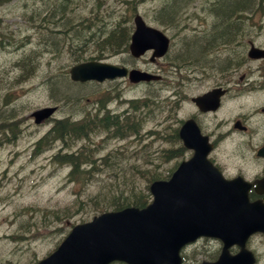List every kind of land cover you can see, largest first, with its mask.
I'll list each match as a JSON object with an SVG mask.
<instances>
[{"label": "rangeland", "instance_id": "rangeland-1", "mask_svg": "<svg viewBox=\"0 0 264 264\" xmlns=\"http://www.w3.org/2000/svg\"><path fill=\"white\" fill-rule=\"evenodd\" d=\"M52 1L57 0H5V2L0 4V35H6V32L2 30L7 26L13 29L11 41H15V45H11L8 49L0 48L1 79H6L3 74H5L4 70L8 61L20 55L29 54V50L35 48L34 46L41 41L46 43L48 39H52L56 35L58 37V42H55L57 49L51 51L42 49V54L38 58L36 67L27 80H18L20 70L12 67V72L15 75L13 86L0 88V121L6 118L10 120L13 116L19 120L18 134L16 133L13 139H8L9 141L5 140L7 139L6 134H2L1 138L3 140L0 141V264H29L34 257L39 258L50 252L64 238V235L72 225L88 220L97 214L93 202L90 200L95 192L99 191L100 199L112 187L123 186L120 181L121 176H111L109 172L114 169L107 166L106 169L99 167L100 172L91 179L79 177L83 180H75L69 175L70 166L53 160V155L61 147L58 142H52V146L35 153L36 140L48 131L54 117L58 118L68 115V119L73 120L74 117L78 118V115L83 114L88 109L97 110L101 108L99 107L101 106L100 103L103 106L111 107L114 111H119L123 107V101H120L119 97L111 99L117 91L121 93L120 97L123 99L128 96H155L150 90L151 86L134 84L123 79L85 84L72 82L68 75L69 67L77 60L106 55L103 59L116 63L124 62L131 67L136 66L150 71H157L159 66H162L165 68L164 73L167 79L172 80L173 77L171 73L168 74V71L174 70L172 66H169V56L168 58L166 56L160 58L156 62H149V56L138 59V57L135 58L131 55L127 57V52L108 54L107 51L111 49L95 52V49L98 48L97 44H90L86 53H83L79 59L74 61L73 55L64 46L65 44L68 45L69 36H67V33L56 32L47 27V22H49V26L52 23L49 20L51 17L49 11H51V6H53ZM213 1L75 0V6L73 4L70 7V4H68L65 10L70 7L68 15L74 20L75 27L82 28L83 23H86V32L88 33L107 31L118 22L128 25V23H131L133 13L138 12L147 19L148 23L156 27L160 26L171 37L172 49L169 55H172L177 49L182 52L190 43L200 42L202 45L205 44L203 45L201 56L188 58L185 61L197 63L195 64L197 69L202 71L203 66L199 61L205 66L208 64L215 65L218 63V55L223 54L220 50H225L224 46L218 47L220 43L215 47L211 46V43L218 41L219 36L231 38L229 34L234 35L232 23L233 20L236 21V14L244 13L237 12L231 17L218 18L216 13L211 14L209 11V5ZM216 1H219V4H217L219 5V11L225 9L221 4L222 0ZM167 6L170 11L167 17L171 13H173V16L170 23L161 25L156 21L155 14L162 13ZM242 6L240 9L246 7L245 14L247 16L242 19L249 18V20L261 21L262 24L255 28L253 34L244 32L240 33L239 36L251 35L254 37V41L263 40L264 0H249L248 3ZM215 11H217V8H215ZM214 15L217 20H214ZM163 17L162 14L159 18L164 19ZM215 24L220 26L217 31L213 30ZM102 28L104 30H100ZM225 30L227 31L226 33L224 32ZM80 31H83V29H80ZM221 31L222 33L218 35ZM211 32L215 36H212ZM62 35L65 37L64 39ZM71 35L73 36V34ZM104 37L105 33L101 39ZM180 37L186 38V40L177 48L176 43ZM41 44L43 45L44 42H41ZM174 46L175 49H173ZM230 48L234 50L233 46ZM75 49L77 48L74 47V56L80 52ZM22 65L26 68L31 67L28 62L26 64L23 62ZM185 70L187 72L188 69H182V71ZM191 70H195V68H191ZM190 75L192 76V81H194L193 74L190 73ZM188 82L189 79H187V83L184 86L182 85L185 93L192 94L197 92V87L190 86ZM205 82L209 84L212 81L206 79ZM2 84L4 85L5 81ZM54 84H56L58 91L53 88ZM153 87H159L156 90V96H164L171 91L163 83L155 84ZM62 94L67 95L68 98L61 99ZM107 96H110V101ZM103 97L105 98L102 99ZM53 104L58 105L56 112L53 114L54 117L48 121H42L40 124H35L30 112L41 106ZM143 107L147 108V106ZM187 109L188 104L182 101L177 113L178 117H184ZM125 110L126 108L123 107L121 112L124 113ZM161 113L163 112L158 114L157 110L154 116L147 117L141 131L142 134H145L149 129L158 127V132H160V126L164 125V122L167 123L165 121L166 114ZM168 121H172L169 116ZM2 127H5L6 130L11 129V127L8 128L5 125ZM1 131L2 133L4 132L3 130ZM95 132L97 134L91 135L89 144L87 143V138L77 139L69 142V146L65 150L77 152L82 145H85L89 151V148L92 149L90 143L93 142V145H97L98 141L94 140L100 138L98 132ZM153 136L146 135L142 141L141 139L131 140L130 142L125 141L128 146L123 150H130L132 146L136 145V152L138 151L136 156L143 157L142 154L147 151L149 152L148 154L157 157V150L161 148L162 144ZM117 141V138H113L106 143L102 141L100 146L102 148L101 153L122 143ZM144 143H146V146L141 149L143 147L140 146ZM129 150H127L125 155H128ZM136 156L131 152L129 161L127 159L125 161L128 164L127 167L136 166L137 168L151 169L153 167H151L150 163L154 164L155 167V162H159L156 159L152 160L151 157L148 160L152 162L146 160L136 161ZM180 158L161 161L157 168L158 170L160 169L161 173L165 174L167 169L172 167ZM118 159H121V156ZM130 173L133 174V179L135 180L140 176L139 173L137 174L133 171L128 174ZM140 178L138 177L139 182L134 184L137 189H144V179L146 180V178L142 181ZM110 181L115 184L111 186ZM106 184L108 185L104 187ZM124 189L126 190L125 186ZM24 245H31V247Z\"/></svg>", "mask_w": 264, "mask_h": 264}, {"label": "flooded vegetation", "instance_id": "flooded-vegetation-1", "mask_svg": "<svg viewBox=\"0 0 264 264\" xmlns=\"http://www.w3.org/2000/svg\"><path fill=\"white\" fill-rule=\"evenodd\" d=\"M261 24V21L233 20L234 35L228 33L231 38L219 36L216 41V46L220 43L218 47L224 46L225 50H220L223 54L218 55V63L211 65L213 68L203 67L200 71L195 65L197 63L189 62L188 84L197 87V92L187 94L184 91V101L188 104V109L183 119L196 121L201 132L206 134L213 144L208 153L209 159L225 177L242 176L248 180V201L262 204L261 208L264 209V39L254 41L251 35L239 36L244 32L253 34L255 28ZM2 31H5L6 35H0V39L8 42L13 35V29L5 26ZM221 33L222 31L218 35ZM252 45L258 48V51L249 57L247 52ZM231 46L234 50H231ZM149 53L151 50H147L146 54L138 59L145 58ZM199 63L203 65L202 62ZM190 73L193 74L194 81ZM8 75L3 74L6 79L2 78L0 81L8 83ZM205 78L212 82L206 84ZM213 89L217 92L218 101L215 108L201 110L192 100L193 96ZM260 180L263 185L257 186ZM245 246L253 258V262L249 264H264V232L250 233L245 240ZM240 248L238 244H231L227 248L228 254L232 256ZM222 249L223 243L218 238L202 236L180 249L179 264L214 262ZM113 262L111 264H126Z\"/></svg>", "mask_w": 264, "mask_h": 264}, {"label": "water", "instance_id": "water-1", "mask_svg": "<svg viewBox=\"0 0 264 264\" xmlns=\"http://www.w3.org/2000/svg\"><path fill=\"white\" fill-rule=\"evenodd\" d=\"M134 20L136 28L131 35V52L139 54L146 47H154V55L162 54L167 44L166 37L159 30L146 26L140 15H135ZM70 74L73 79L95 78L101 80L105 77L125 75L127 69L106 62L90 60L73 65L70 68ZM155 77L136 69L130 71V79L134 81ZM52 110L53 107L35 110L33 112L35 120L38 121L47 116ZM195 156L203 158V154H196ZM188 164H198V161L182 162L169 181L157 180L151 184L155 198L147 206L141 209L126 207L118 211L104 212L94 216L89 222L74 226L57 251L63 254L70 252L72 240L77 236L76 230L80 229L81 232L78 233L86 236V238L80 242L78 247H74L77 251H80L81 248L80 252L84 253L121 252L124 250L121 248L124 245L135 243L134 240L125 239L134 237L139 229H144L148 232L150 244H164L175 252L182 243L194 238L196 234L201 232L197 229L201 221L203 204L197 203L194 206L188 203L184 199V195L180 193L176 194L174 200H170V191L190 187L188 189L189 197H195L205 195L208 192L214 194L213 187L216 186L210 176L211 166L206 165L195 170ZM195 171L198 174H195ZM183 182H186L185 186ZM178 229H180L179 232ZM48 259L50 257L46 260ZM70 259V256L64 257L63 263Z\"/></svg>", "mask_w": 264, "mask_h": 264}, {"label": "trees", "instance_id": "trees-1", "mask_svg": "<svg viewBox=\"0 0 264 264\" xmlns=\"http://www.w3.org/2000/svg\"><path fill=\"white\" fill-rule=\"evenodd\" d=\"M248 1L249 0H223L221 4L225 9H223V11H219V5H217L219 4V1L217 2L216 0H214L212 4L209 5V11L211 14L216 13V16L218 18L219 17L226 18L225 16L231 17L232 15H234V13L246 12L244 10L245 7L242 9L240 8L242 5L248 3ZM52 2H53V6H51L52 7L51 11H49V15L51 16L49 20H51L52 23L49 26V22H47V27H49V29L54 30L56 32L67 33V36H69L68 45L65 44L64 46L67 47L68 50L71 52V54L73 55V59L77 60L80 58V56L83 53H86L89 44L93 43L91 41L92 39L88 35V32H86L87 24L83 23L82 28H76L74 25L75 24L74 20H72L69 17L68 11L70 7L74 4L75 0H57ZM68 4H70V7L67 10H65V7ZM236 5L238 6L240 5L238 9L235 8ZM214 7L217 8V11H215ZM169 12L170 11L168 10V6H167L166 10L164 9V11L161 13L164 16L163 18L170 20L171 17L173 16L172 15L173 13L169 15L170 17H167ZM216 16L214 15L215 18L214 20H217ZM213 28L214 31H217V29L220 28V26H217V24H215ZM80 29H83V31H80ZM125 31H126L125 28H122V26L118 25L115 26L109 32L110 34L107 37L103 39L97 38L96 41H94V45L95 44L98 45V48L95 49V52L101 50L103 51L107 49L116 50V51L124 50L128 39V34ZM71 34H73V36ZM210 34H212V36H215L214 33L212 32ZM55 37H57V35ZM55 37L52 39H48L46 43L45 41H41L44 42L43 45L41 44V42L37 43L34 46L35 48L29 50L30 51L29 54L24 55L26 57L29 66H31L30 68H27L28 72L34 71V68L36 67V63L38 62V58L42 54V49L48 51L57 49L55 42H58V37L57 38ZM62 38L64 39L65 37L63 36ZM215 43H211V45H214ZM208 44L210 45V43ZM203 45L200 42L188 44V47L185 50H183L182 52L178 51V56H175V59L173 61L176 62V65H181L184 64V62L187 61L188 58L201 56L202 49L204 48ZM74 47H76L80 51L75 56H74ZM23 61H24V57L22 59V62ZM67 81L69 82V80ZM81 84H85V83H81ZM53 88L55 89V91L56 90L58 91V89L56 88V84H54ZM60 93L62 92L60 91ZM66 97L68 98L67 95H63L61 96V99ZM153 101L154 100H151L148 97H145L144 99L141 100L143 105L146 104L147 107H150ZM129 102L133 106V108L131 111H129V113H125L124 117L120 116L119 114L110 115V116L105 115L102 117H97L94 115L93 117H91L92 110L88 109L83 114L78 115L79 118L75 119L74 121L68 118L56 120L55 125L50 130L51 134L49 135V137L46 136V142L48 139H54L56 137L59 140H61V142H63L65 145H69V142L74 141L75 138L77 139L80 137L87 138L90 132L95 131L99 128L104 131H109V129L112 128L114 130L113 132H111L112 136H116V135L124 136L129 132H136L135 128L138 125L137 117L139 115V111L136 109L138 106V99H131L129 100ZM155 105H157V108L159 107L162 108L164 102L159 99ZM143 117H144V113H143ZM5 121H7V119L3 120L4 123ZM163 132L167 133V130L164 128ZM160 137L166 139L165 136H160ZM42 140L43 138L40 139L38 143L41 142ZM179 148H181V146L174 149V151L176 152L175 154L177 153L179 154V151H177ZM92 149L89 148L88 151V147L82 145V147H80L75 154L72 151H67L63 153L59 152L57 153L55 158L59 161L70 164L71 166L70 175L75 180H83L79 177H87L91 179L92 177L96 176L97 173L99 172L97 169L98 167L97 159L99 154L96 153L95 149L93 150ZM159 153L162 155L163 158H167V155H169V153H171V155L174 156L172 150L168 151L167 148L159 150ZM100 159L102 160L101 164L106 166V164L111 165L110 160L116 162L117 158L115 154H111L109 156L105 155L103 157H100ZM110 167L112 168V165ZM109 174L115 177L121 176L120 181L121 183H123V186L122 187L118 186L114 188L112 187L103 196V198L101 197L100 199H99L100 196L99 191L95 192L90 200L93 202L96 211H101L107 209L108 207L119 208L127 204L143 205L145 203L143 197L148 196V193L146 192L147 187L146 189H137L134 183L138 182V179L137 180L133 179L132 173L128 174L127 171L118 174L116 173V171H111L109 172ZM140 175L149 177L150 179L156 177H162L161 172L153 168L141 170ZM111 182L112 181H110V183ZM114 184L115 183H111V186ZM106 186L107 185H105L104 187ZM124 186L126 187V190L124 189Z\"/></svg>", "mask_w": 264, "mask_h": 264}, {"label": "bare ground", "instance_id": "bare-ground-1", "mask_svg": "<svg viewBox=\"0 0 264 264\" xmlns=\"http://www.w3.org/2000/svg\"><path fill=\"white\" fill-rule=\"evenodd\" d=\"M222 1H223V0H222ZM237 6H238V5H236V7H235V8H237V9H238V7H239L240 5H239L238 7H237ZM242 7H243V6H242ZM221 8H222V7H221ZM165 10H166V9H165ZM222 11H223V10H222ZM168 17H169V16H168ZM219 30H221V29H219ZM219 30H218V31H219ZM206 37H207V36H206ZM202 40H203V39H202ZM204 45H205V44H204ZM187 47H188V46H187ZM2 125H3V124H2ZM80 126H81V125H80Z\"/></svg>", "mask_w": 264, "mask_h": 264}]
</instances>
